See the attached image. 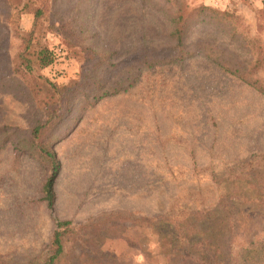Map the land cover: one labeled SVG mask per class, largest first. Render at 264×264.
Masks as SVG:
<instances>
[{"label":"rangeland","instance_id":"374dc122","mask_svg":"<svg viewBox=\"0 0 264 264\" xmlns=\"http://www.w3.org/2000/svg\"><path fill=\"white\" fill-rule=\"evenodd\" d=\"M7 1L0 0V264H43L58 222L69 223L59 264H232V246L264 233V95L202 53L142 72L131 65L144 52L176 53L170 32L179 6L194 15L186 50L223 49L250 64L247 40L264 52V0H39L36 36L66 54L36 74L66 87L58 93L11 74L34 16L19 11L31 0ZM200 7L209 10L194 11ZM97 82L125 89L93 102ZM43 98L68 107L49 134L59 162L53 208L44 192L51 163L31 144ZM160 215L187 225L192 217L208 249L176 253L160 244L147 223ZM237 258L264 264L263 253L244 248Z\"/></svg>","mask_w":264,"mask_h":264},{"label":"trees","instance_id":"16d2710c","mask_svg":"<svg viewBox=\"0 0 264 264\" xmlns=\"http://www.w3.org/2000/svg\"><path fill=\"white\" fill-rule=\"evenodd\" d=\"M38 2L39 0H31L19 10L21 13H30L34 16V27L31 29V31L21 32V36L23 37L25 45L14 59L11 74L15 73L22 76V78H26L28 83H36L37 85L39 83H43L58 93L61 91L60 89L66 87L58 86L56 83L52 82V80H49V78L42 76L41 74H36L38 68L49 67L57 61L56 59L58 57H60L55 54V48L50 49L45 43L40 41L39 36H36V29L39 25L38 23L44 15L43 8L40 4H38ZM7 3H9V0ZM8 5L11 6L10 3ZM205 10L209 9L200 7L194 11L204 12ZM211 12L215 13L214 11ZM193 18V13L189 12L187 14L185 7L179 6L176 8L173 11L171 18L173 29L172 32H170L173 40L176 42V53L167 58L163 56L153 57L151 54L144 52L139 57V59L135 62H132L131 65L134 66V68H136L139 72H142L144 69L157 67L167 62H180L183 61L185 57H191L202 53L217 66L235 75V77H238L240 80L254 87L264 95V77L260 76L261 72H264V52L261 46L255 45V39L254 42L247 40L248 46L251 48L252 53V62L250 64H243L242 62L233 60L232 57L228 56L225 50L216 49L210 46V48H206V50L204 49L202 52L186 50L184 48L183 32L186 30V26L189 22L188 20ZM18 23L19 22L17 19L16 24ZM15 28L17 31L18 28ZM37 44L40 46L37 47ZM70 45L74 46V43ZM100 65L101 60H98L94 64V68L97 69ZM137 77L138 72L133 74L131 77H128V86H132L137 81ZM119 85V83H115L112 86H105L102 82H97L96 88L99 90L93 95V102L99 101L103 97L115 95L122 91V89H125L123 86L120 87ZM32 87H36V85H31L29 88L31 89ZM35 92H41V89L38 88V90H35ZM53 99L54 98H43L40 100V103L46 106L47 110L44 114L43 120L33 127L31 133V144L40 153L41 157L51 163L52 174L44 185L45 198L48 202L49 208H53L54 205L55 194L53 186L59 170V162L56 158L53 148H51L52 143L49 134L54 127V123H56L68 109V107H62L63 102L61 98H56L55 100ZM90 103L92 104V102ZM0 147H2V142H0ZM226 208L231 213V217L233 219L236 218L234 211L232 210L233 208L230 206V204H228ZM189 222H191V225H187L183 221L173 222L169 217L160 215L148 220L147 223L151 228L158 230V235L161 236L158 240L159 243L166 244L168 249H171L176 253H180L183 249L186 251L194 249L196 244H201L204 249H208L201 240H197V236L202 235L203 232L199 231L196 221L191 217ZM68 224V222L57 223L58 229L53 234L50 251L48 256H46L44 259L43 264H59L61 256L64 253V245L62 241L64 232L61 230V228ZM209 245L212 246V244ZM243 248L249 252L256 251L257 253L261 252L264 254V233L258 232L253 235H247L244 237L243 244H240L238 247L232 246V249H230L231 253H234V257H232V260L230 261L232 264H238L237 257ZM202 254L206 256L204 251Z\"/></svg>","mask_w":264,"mask_h":264},{"label":"built area","instance_id":"2783aa9c","mask_svg":"<svg viewBox=\"0 0 264 264\" xmlns=\"http://www.w3.org/2000/svg\"><path fill=\"white\" fill-rule=\"evenodd\" d=\"M54 52L57 56H64L66 54L65 49L63 48V46H57L54 49Z\"/></svg>","mask_w":264,"mask_h":264}]
</instances>
